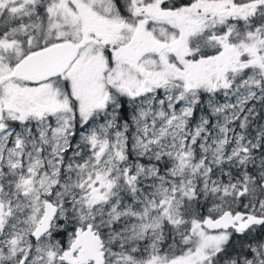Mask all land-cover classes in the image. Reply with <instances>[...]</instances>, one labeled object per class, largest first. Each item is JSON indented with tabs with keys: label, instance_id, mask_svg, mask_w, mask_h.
Segmentation results:
<instances>
[{
	"label": "snow or ice",
	"instance_id": "1",
	"mask_svg": "<svg viewBox=\"0 0 264 264\" xmlns=\"http://www.w3.org/2000/svg\"><path fill=\"white\" fill-rule=\"evenodd\" d=\"M0 264H264V0H0Z\"/></svg>",
	"mask_w": 264,
	"mask_h": 264
}]
</instances>
